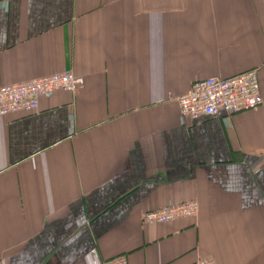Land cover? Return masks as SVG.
Listing matches in <instances>:
<instances>
[{"label":"crops","instance_id":"obj_1","mask_svg":"<svg viewBox=\"0 0 264 264\" xmlns=\"http://www.w3.org/2000/svg\"><path fill=\"white\" fill-rule=\"evenodd\" d=\"M65 70L78 90L0 116V264H264V0L0 9V87ZM251 70L260 107L180 123L169 96ZM189 201L195 217L142 221Z\"/></svg>","mask_w":264,"mask_h":264},{"label":"built area","instance_id":"obj_2","mask_svg":"<svg viewBox=\"0 0 264 264\" xmlns=\"http://www.w3.org/2000/svg\"><path fill=\"white\" fill-rule=\"evenodd\" d=\"M12 0H0V9H7ZM83 84V78L65 70L61 73L42 76L25 82L0 87V116L17 112H32L38 107L40 97H49L56 90L75 92ZM177 103L179 121L198 117L226 118L257 109L263 104L259 80L255 70L246 71L228 78H205L194 81L188 91L180 96H169ZM198 204L189 201L169 204L147 211L142 216L144 224L165 223L182 217H195ZM94 253V251H91ZM91 264H127L126 255L109 259L95 258ZM192 264H216L212 258Z\"/></svg>","mask_w":264,"mask_h":264}]
</instances>
